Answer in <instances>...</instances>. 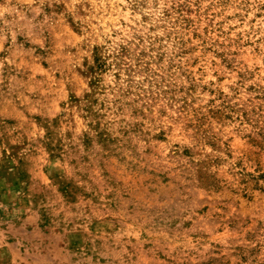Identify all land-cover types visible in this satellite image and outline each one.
I'll return each instance as SVG.
<instances>
[{
  "label": "rangeland",
  "instance_id": "374dc122",
  "mask_svg": "<svg viewBox=\"0 0 264 264\" xmlns=\"http://www.w3.org/2000/svg\"><path fill=\"white\" fill-rule=\"evenodd\" d=\"M0 264H264V0H0Z\"/></svg>",
  "mask_w": 264,
  "mask_h": 264
}]
</instances>
